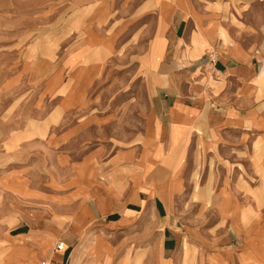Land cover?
<instances>
[{
    "label": "crops",
    "instance_id": "1",
    "mask_svg": "<svg viewBox=\"0 0 264 264\" xmlns=\"http://www.w3.org/2000/svg\"><path fill=\"white\" fill-rule=\"evenodd\" d=\"M86 2L83 34L149 37L135 64L122 65L128 73L134 69L143 90L122 92L128 102L121 109L84 114L68 131L98 133L102 122H119L115 116L132 105L136 132L130 135L120 120L113 128L123 133L105 141L90 136L73 160L61 155L73 178L67 199L77 214L66 226V251L18 247L25 254L16 264L27 258L67 264L71 252L81 255L88 244L90 252L107 256L117 231L122 243L133 237L143 244L152 264H264L263 67L250 46L229 38L219 0ZM91 46L114 50L110 43ZM88 58L91 64L76 70L79 80L103 75V62ZM78 91L72 98L83 107L86 97ZM62 218L59 225H66Z\"/></svg>",
    "mask_w": 264,
    "mask_h": 264
},
{
    "label": "rangeland",
    "instance_id": "2",
    "mask_svg": "<svg viewBox=\"0 0 264 264\" xmlns=\"http://www.w3.org/2000/svg\"><path fill=\"white\" fill-rule=\"evenodd\" d=\"M86 1L0 0V264L4 258L16 264L25 254L18 253V247L28 252L39 249L42 254L53 246L66 251L64 235L77 214L74 202L67 199L73 178L69 163L59 160L61 155L69 154L73 160L81 141L90 136L97 134L98 140L105 141L123 133L113 128L120 120H126L124 130L128 127L130 135L136 132L131 128L137 119L132 105L127 108L130 111L120 110L115 116L119 122H102L98 133L68 131L84 114L105 115L121 109L128 102L122 100V92L143 90L134 69L128 73L122 65L135 64L139 48L149 37L83 34ZM219 2L216 8L225 17L220 24L229 29L231 40L250 46L264 77V0ZM96 43H110L114 50L90 51L94 46L89 44ZM122 44L129 45L127 50ZM90 55L91 61L103 62V75L79 80L76 70L81 63L91 64L85 63ZM76 87L86 97L83 107L75 105L81 100L72 98ZM87 148L89 144H83ZM203 171V164H198L196 177ZM64 216L66 225H59ZM259 217L264 222V210ZM43 232H54L55 237L49 239ZM36 233L40 238L32 242L28 237ZM117 233L108 245L112 247L109 255L90 252L88 244L81 255L71 252L67 264L153 263L143 257L144 245L133 240V235L124 244ZM58 242H63L62 249L56 248ZM28 259L22 264H30ZM41 260L50 264L46 258L36 264Z\"/></svg>",
    "mask_w": 264,
    "mask_h": 264
},
{
    "label": "built area",
    "instance_id": "3",
    "mask_svg": "<svg viewBox=\"0 0 264 264\" xmlns=\"http://www.w3.org/2000/svg\"><path fill=\"white\" fill-rule=\"evenodd\" d=\"M215 60V59H213ZM64 246L63 242H58L56 245V248L58 249H62ZM38 264H49V262L47 260H41Z\"/></svg>",
    "mask_w": 264,
    "mask_h": 264
}]
</instances>
